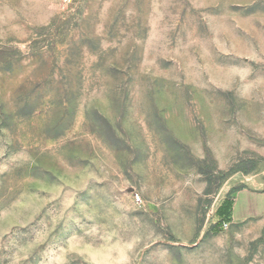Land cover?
<instances>
[{"label": "rangeland", "instance_id": "obj_1", "mask_svg": "<svg viewBox=\"0 0 264 264\" xmlns=\"http://www.w3.org/2000/svg\"><path fill=\"white\" fill-rule=\"evenodd\" d=\"M264 0H0V264H264Z\"/></svg>", "mask_w": 264, "mask_h": 264}, {"label": "crops", "instance_id": "obj_2", "mask_svg": "<svg viewBox=\"0 0 264 264\" xmlns=\"http://www.w3.org/2000/svg\"><path fill=\"white\" fill-rule=\"evenodd\" d=\"M243 189L232 199L230 216L234 223H264V176H249L243 181Z\"/></svg>", "mask_w": 264, "mask_h": 264}, {"label": "trees", "instance_id": "obj_3", "mask_svg": "<svg viewBox=\"0 0 264 264\" xmlns=\"http://www.w3.org/2000/svg\"><path fill=\"white\" fill-rule=\"evenodd\" d=\"M243 189V187H241L240 189H238L237 191H235L234 193H236V192H238V191H240V190H242Z\"/></svg>", "mask_w": 264, "mask_h": 264}, {"label": "built area", "instance_id": "obj_4", "mask_svg": "<svg viewBox=\"0 0 264 264\" xmlns=\"http://www.w3.org/2000/svg\"><path fill=\"white\" fill-rule=\"evenodd\" d=\"M65 2H67V3H68V2H69V0H65Z\"/></svg>", "mask_w": 264, "mask_h": 264}]
</instances>
